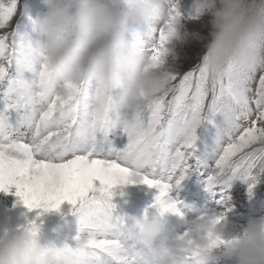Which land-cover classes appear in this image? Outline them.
I'll return each mask as SVG.
<instances>
[{"label":"snow or ice","instance_id":"6c2138e0","mask_svg":"<svg viewBox=\"0 0 264 264\" xmlns=\"http://www.w3.org/2000/svg\"><path fill=\"white\" fill-rule=\"evenodd\" d=\"M19 3L0 0V191L11 194L15 189L30 212L39 210L21 227L38 232L41 217L61 212L67 202L79 220L74 240L88 244L95 264H138L129 244L134 219L120 214L112 202L118 188H154L151 207L161 215L180 216L182 202L170 193L194 171L208 172L204 183L209 192L221 177L232 175L254 194L264 178V64H229L214 78L201 59L187 71H164L169 90L145 100L144 125L123 129L127 143L117 149L96 107L102 87L57 81L52 90L47 62L33 37L36 22L29 17L23 25H11ZM181 20L172 3L167 17L151 25L149 35L133 34L154 70L164 68ZM176 121L193 124L188 136L173 139L168 134ZM142 144L156 148L159 155L138 171L136 154ZM228 211L226 207L199 220L224 224ZM191 233L192 228L181 237ZM227 243L221 236L212 240L213 247Z\"/></svg>","mask_w":264,"mask_h":264},{"label":"clouds","instance_id":"9594fccd","mask_svg":"<svg viewBox=\"0 0 264 264\" xmlns=\"http://www.w3.org/2000/svg\"><path fill=\"white\" fill-rule=\"evenodd\" d=\"M46 11L37 18L38 45L57 81L81 86L97 84L102 94L97 111L107 127L137 129L144 125L146 99L155 100L170 85L165 75L151 67L133 34H150L157 18L167 17L173 0H44ZM201 15L210 16L208 35L203 37L201 61L210 77L229 64H264V0H195ZM18 68L23 64L18 60ZM119 91V97L116 93ZM193 124L174 122L168 129L173 139L190 134ZM159 151L149 144L138 147V171L152 165ZM238 177L225 175L220 184L230 188ZM75 215V214H73ZM129 244L138 254V264H264V216L251 218L241 233L226 223L196 220L189 236L169 243L165 236L166 215L132 217ZM221 236L227 245L213 247ZM0 264H95L88 244L43 245L39 232L19 227L0 234Z\"/></svg>","mask_w":264,"mask_h":264},{"label":"rangeland","instance_id":"374dc122","mask_svg":"<svg viewBox=\"0 0 264 264\" xmlns=\"http://www.w3.org/2000/svg\"><path fill=\"white\" fill-rule=\"evenodd\" d=\"M173 3L182 13V20L177 29L178 36L169 45L171 52L165 63L167 69L156 70L159 74H163L164 71L182 72L194 67L200 62L204 52V40L202 38L208 35L207 26L210 16L200 14L195 7V0H173ZM45 11L44 0H20L18 15L13 19L11 25L13 28L16 22L23 25L28 22L29 17L32 21H36ZM193 20L198 21V23ZM33 37L39 40V33H33ZM116 96L119 97V91H117ZM109 141L112 147L122 148L127 143V136L124 134L123 128L111 131ZM207 175L208 172L203 169L199 172L194 171L181 187L174 188L170 193L173 200L182 202L181 211L183 215H186L181 217L180 215L172 216L171 213L166 214L168 226L165 236L169 243H173L176 238L188 231L193 222L198 220L200 216L221 214L226 211V207L231 208V211L227 212L226 224L237 233L242 232L251 218L264 216V178L256 186L254 194L250 196L249 185L242 180H236L227 189L222 184H218L212 192H209L204 183ZM116 191L117 195L112 202L117 206V211L120 214L129 217H142L146 212L148 215L159 214L157 209L151 207L157 195L156 189L142 184H130L118 188ZM14 192L15 189L12 190L11 194L0 191V234H3L2 229L6 226H8V231L14 230L25 225L29 217L35 218L37 216L33 215V212L25 214L22 210L25 206L19 201V197L14 195ZM178 192L180 193L178 194ZM223 197L228 198L226 203L221 202ZM189 198L198 206L203 205L202 209L192 216L189 215L188 209L183 211V208L188 205ZM71 207L69 203L65 202L62 205L61 214L55 211L45 213L44 217L42 216L41 220L38 221L40 242L43 245L59 247L66 242L75 246L74 237L79 232V220L77 215L71 214ZM179 217L182 219L180 223L177 222ZM172 219H174V224ZM182 222L184 224L180 226L179 224ZM174 231L177 232L174 233ZM218 264H234V262L221 260Z\"/></svg>","mask_w":264,"mask_h":264},{"label":"bare ground","instance_id":"6f19581e","mask_svg":"<svg viewBox=\"0 0 264 264\" xmlns=\"http://www.w3.org/2000/svg\"><path fill=\"white\" fill-rule=\"evenodd\" d=\"M186 18V17H185ZM194 21V20H193ZM194 22H196V23H198V21H194ZM196 26V25H195ZM200 26V25H199ZM196 27H198V26H196ZM203 27V26H202ZM172 66V65H171ZM164 69H167V65H164ZM182 189V188H181ZM187 191V190H186ZM182 192V191H181ZM180 192H178V194H179ZM191 193V192H190ZM203 194V193H202ZM181 196V195H180ZM173 197V196H172ZM187 197V196H186ZM191 199H193L192 198V196H191ZM191 199L189 198L188 199V205H186V207H184L183 208V211H187V209H188V211H189V215H193L194 213H196L198 210H201L202 209V206L203 205H200V206H198L197 204H195L193 201L191 202ZM200 200V199H199ZM201 203V202H200ZM185 204V203H184ZM205 207V206H204ZM24 212H25V214H29V213H31V212H33L34 214L33 215H37L38 214V211L39 210H35V211H29L26 207L25 208H23L22 209ZM182 210V209H181ZM58 214H61L60 212L58 213ZM198 214V213H197ZM184 215H186V214H184ZM183 215V216H184ZM28 216H31V215H28ZM172 216H179V215H175V214H172ZM44 217V216H43ZM182 217V216H181ZM185 217V216H184ZM34 217H29V219H33ZM170 219V218H169ZM175 219V218H174ZM174 219H172V222H173V224H174ZM178 219V218H177ZM185 220V219H184ZM180 221H182V219H180V217H179V220L177 221L178 223H180ZM187 221V220H186ZM176 222V223H177ZM170 223V222H169ZM186 223V222H185ZM183 222L181 223V224H179L180 226H183ZM176 226V225H175ZM3 233L5 232V231H8V226H6V227H4L3 229ZM172 232V231H171ZM175 232H177V231H174V233ZM167 233V232H166Z\"/></svg>","mask_w":264,"mask_h":264}]
</instances>
